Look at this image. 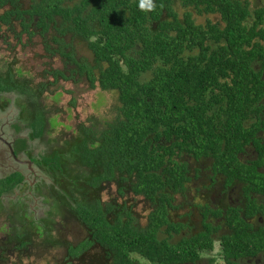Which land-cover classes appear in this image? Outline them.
I'll return each mask as SVG.
<instances>
[{
    "label": "trees",
    "instance_id": "obj_1",
    "mask_svg": "<svg viewBox=\"0 0 264 264\" xmlns=\"http://www.w3.org/2000/svg\"><path fill=\"white\" fill-rule=\"evenodd\" d=\"M152 3L147 10L140 0H0V30L18 42L39 37L48 57L63 60L43 71L51 80L35 87L19 69H0V94H17L29 129L28 139L19 140L23 148L50 132L51 118L38 100L60 80L85 79L91 89L117 94L109 115L79 122L62 145L35 158L53 179L47 217L30 220L21 200H10L20 203V212L0 240V256L30 255L34 234L48 248H64L61 264L79 257L83 264H139L136 256L149 264H214L219 255L224 264H264L245 260L264 250V229L237 219L214 252V232L205 231L211 222L204 218L187 233L188 223L176 224L171 215L175 194L208 178L240 179L264 195V6L252 0ZM194 14L215 19L198 24ZM81 43L92 61L77 55ZM22 180L18 172L0 179V210L1 195ZM111 185L114 193L103 200ZM130 195L148 203L147 225L127 206ZM250 203L264 211V203ZM59 214L76 221L84 237L59 239ZM94 247L99 255L86 260Z\"/></svg>",
    "mask_w": 264,
    "mask_h": 264
},
{
    "label": "rangeland",
    "instance_id": "obj_2",
    "mask_svg": "<svg viewBox=\"0 0 264 264\" xmlns=\"http://www.w3.org/2000/svg\"><path fill=\"white\" fill-rule=\"evenodd\" d=\"M252 2L264 6V0H252ZM178 11L180 15H182L183 10L180 7H178ZM193 18L198 24H204L207 19H215L214 15L210 14H203L201 16L194 14ZM76 51L79 57H84L87 61H92V53L85 43L76 45ZM62 64L63 60L59 56L50 58L45 54L39 37H34L29 40L23 35L22 42H18L10 31H7L5 28L0 30V69L5 70L8 67L19 69L21 75L29 81L30 86L35 87L41 82L45 83L51 80V76L42 74L43 71L49 70L51 67L60 68ZM4 102L6 105L0 110V122L3 123L4 126H7L4 134L11 137L12 130H10L11 128L8 127V125L9 122L15 119L21 124L22 129L20 134L27 137L29 129L24 127V124L19 118L21 106L18 104L17 94L13 92L0 94V105H3ZM24 103H26V101H24ZM38 103L42 106L41 108L46 111L48 117L51 118L50 123L52 127L48 125V128H51L48 135H45V137L43 136V138L31 140L29 143L31 155L34 158L40 157V155L44 154L46 151L50 152L51 149H54L55 145H62L64 140L68 139L73 134L79 122H86L89 117L93 116L100 118L109 115L113 110L112 107L117 103V94L113 91H104L99 87L91 89L85 79H81L77 83L60 80L42 94ZM51 139H54V141H51ZM0 149L6 154V159H8L6 147L0 144ZM248 151L251 153L252 149L249 147ZM250 158H252L251 155L244 156V159ZM190 161L192 167H195L196 163L193 162V159H190ZM31 166L34 167L36 174L35 176L32 175L29 177L28 182L33 185L40 178L43 179L40 180L38 187L41 189V192L37 193L35 199H33L29 195V189L25 186L20 191L22 198L21 205H24L25 210L27 207L30 220L42 221L47 217L46 212L49 209V201H47V198L48 194L50 195L49 186L52 184L53 179L50 171L44 169L40 164L32 162ZM8 171L0 170V175ZM59 183L65 184L66 182L60 178ZM114 189L115 186L111 185V188L104 190L102 192V199L107 200L108 197L114 193ZM18 194L19 192L17 191L16 194L12 193L11 195L2 197L3 207L5 209L2 208L0 210V240L7 234V227L10 223L13 225L18 223L16 212H20L17 210L20 203L17 202L15 205L10 204V200L16 199ZM195 195L196 189L195 187H191L189 195L188 193L186 194L189 199L185 198L182 202L186 203L188 200L192 201L190 198H194ZM40 196L43 197L40 198ZM126 201L127 206L131 205L133 207V211L138 216L139 224L147 225L150 207L143 197H134L130 195ZM14 213L16 216L13 215ZM178 213L182 212L180 211ZM178 213H175L174 217H176ZM55 220L54 233L59 239L75 243L84 237V232L76 221L61 217V214L56 216ZM28 249L31 251L30 255H24L18 252L1 255L0 264H61L65 257L64 248H48L42 239L34 234L33 243ZM97 255H99L98 248L94 247V249L86 255V260L96 257ZM6 257L7 259H5ZM216 257L219 259H217L214 264H224L220 255ZM133 258H136L139 264H149L138 256ZM84 262L85 260L79 257L72 261L71 264H83Z\"/></svg>",
    "mask_w": 264,
    "mask_h": 264
},
{
    "label": "flooded vegetation",
    "instance_id": "obj_3",
    "mask_svg": "<svg viewBox=\"0 0 264 264\" xmlns=\"http://www.w3.org/2000/svg\"><path fill=\"white\" fill-rule=\"evenodd\" d=\"M0 110L2 109L0 108ZM8 127L11 128L10 130H12L11 137L4 134L7 126H4L3 123L0 122V137L11 144L14 155L9 153L8 145L5 144L2 139H0V144L6 147L8 151V159H6V154L2 152V149H0V170H9L5 174L0 175V179L5 178L15 172L20 173L23 176V180L13 188L12 193L16 194L18 191L19 194L16 199L19 198L22 201L20 191L26 186L29 189V195L35 199V195L41 192V189L38 187L40 180L43 179L40 178L33 185L28 182V178L32 175L35 176L36 174L34 167L31 166V164L32 162L37 163L35 158L31 155L29 144L31 140H27L28 145L26 148H23L19 140L28 139V136L24 137V135L20 134L21 124L14 119V121L9 122ZM252 154L255 157L257 156L255 151L252 152ZM262 170L264 172V168H262ZM249 186H251L252 189H250ZM191 187H195L196 189L195 197L190 198L192 201L188 200L186 204L181 203L183 199H189L186 194L188 193L189 195V190ZM254 187H256L255 184H246L240 179H236L229 184L220 177L214 181L211 178L204 179L197 185L193 184L190 186L188 191L184 194L179 192L175 194L174 198L176 201L174 206L177 205V208L175 211L171 212L173 218L172 221H174L176 224L180 223L181 221L188 223L184 231L190 233L193 230L192 228L196 225L201 227L198 223L205 218V221L211 222V227L207 230L204 228V230L214 232L213 250L214 252L217 250L220 252L222 234L234 231L232 225L235 223L237 224L239 222L237 225H240V222L245 221L256 231L264 229V211L261 209L258 210L257 208L253 209L250 203L254 199L256 200L257 204L264 203V195L257 193ZM12 193L1 195V199L3 196H8ZM42 197L43 196H40V198ZM180 211L182 213H178ZM249 211L250 213L253 212L254 214L249 216ZM175 213H178L176 217H174ZM237 219L240 221L237 222ZM188 225L191 226L188 227ZM184 231L181 230L180 233L182 234ZM245 260L247 262L264 263V250L257 253L256 255L246 257Z\"/></svg>",
    "mask_w": 264,
    "mask_h": 264
},
{
    "label": "clouds",
    "instance_id": "obj_4",
    "mask_svg": "<svg viewBox=\"0 0 264 264\" xmlns=\"http://www.w3.org/2000/svg\"><path fill=\"white\" fill-rule=\"evenodd\" d=\"M141 9L151 10L154 7L152 0H140L139 4Z\"/></svg>",
    "mask_w": 264,
    "mask_h": 264
},
{
    "label": "water",
    "instance_id": "obj_5",
    "mask_svg": "<svg viewBox=\"0 0 264 264\" xmlns=\"http://www.w3.org/2000/svg\"><path fill=\"white\" fill-rule=\"evenodd\" d=\"M0 139H2L4 141V143L8 145L9 153H11V155H14L13 149L11 148V144L8 141H6L5 139L1 138V137H0Z\"/></svg>",
    "mask_w": 264,
    "mask_h": 264
}]
</instances>
